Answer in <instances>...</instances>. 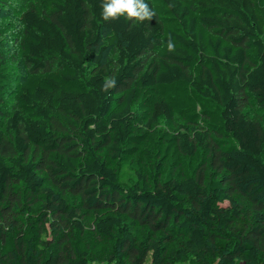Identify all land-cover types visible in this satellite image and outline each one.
Here are the masks:
<instances>
[{"label": "trees", "instance_id": "trees-1", "mask_svg": "<svg viewBox=\"0 0 264 264\" xmlns=\"http://www.w3.org/2000/svg\"><path fill=\"white\" fill-rule=\"evenodd\" d=\"M146 2L133 23L104 21L101 0H0L26 68L0 42V264H93L106 241L108 264H264V122L246 112L264 117V0ZM143 145L155 171L123 181L110 161Z\"/></svg>", "mask_w": 264, "mask_h": 264}, {"label": "rangeland", "instance_id": "rangeland-1", "mask_svg": "<svg viewBox=\"0 0 264 264\" xmlns=\"http://www.w3.org/2000/svg\"><path fill=\"white\" fill-rule=\"evenodd\" d=\"M22 30L21 23L19 21V13L15 4H0V42L5 43L6 47V60L7 66L11 73L17 78L22 79L26 75V68L22 63L20 57V49L18 40L20 32ZM110 56V53L108 54ZM20 81H17L19 83ZM7 98L12 100V96ZM247 114L250 117L261 118L264 122V117L259 113L254 105L246 109ZM180 121V118H177ZM161 128H167V122L162 119ZM205 154L200 152L194 158H183L182 164L174 170L175 176L181 178L191 175L196 167L204 160ZM160 160V146L143 145L141 149L133 156L124 157L119 161H110L113 166H118L122 172V180L129 181L131 178H136L137 170L142 171L143 174L151 176L155 171L157 162ZM78 199H75V203ZM38 204L34 203V199L25 200L23 209L28 216L37 220V235L38 238H52L54 231L49 227L45 226L42 221L37 217ZM93 218L90 217L89 223L87 224V230L84 235L77 236L75 244L82 249H88L98 244V236L95 235L92 228ZM145 230V229H143ZM142 234L143 231L140 230ZM106 250L100 253V259L93 264H108L107 258L110 256L112 243L106 241ZM148 264V262L146 263ZM241 264V263H240Z\"/></svg>", "mask_w": 264, "mask_h": 264}, {"label": "clouds", "instance_id": "clouds-1", "mask_svg": "<svg viewBox=\"0 0 264 264\" xmlns=\"http://www.w3.org/2000/svg\"><path fill=\"white\" fill-rule=\"evenodd\" d=\"M101 18L106 21H114L123 17L126 21L133 23H143L150 21L155 15L146 2V0H101ZM168 50H174L171 41L168 42ZM115 85L114 79H109L107 87Z\"/></svg>", "mask_w": 264, "mask_h": 264}]
</instances>
